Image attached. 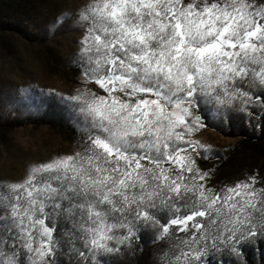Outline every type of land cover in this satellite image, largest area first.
<instances>
[{
  "label": "snow or ice",
  "instance_id": "1",
  "mask_svg": "<svg viewBox=\"0 0 264 264\" xmlns=\"http://www.w3.org/2000/svg\"><path fill=\"white\" fill-rule=\"evenodd\" d=\"M80 19L81 67L104 94L71 97L87 120L80 151L0 185V264H60L61 253L111 264L141 224L160 225L158 240L173 225L186 234L161 264H210L220 245L247 264L244 248L264 238V183L209 187L193 156L208 146L191 136L207 126L202 104L244 111L255 88L264 100V2L86 0Z\"/></svg>",
  "mask_w": 264,
  "mask_h": 264
},
{
  "label": "trees",
  "instance_id": "2",
  "mask_svg": "<svg viewBox=\"0 0 264 264\" xmlns=\"http://www.w3.org/2000/svg\"><path fill=\"white\" fill-rule=\"evenodd\" d=\"M64 4H66L65 0H0V58L9 61L13 58V62L18 55L20 45L39 28L40 18L43 17L41 15L57 17ZM42 54L47 58L50 66L56 67L68 78L83 70L80 59L79 62H74L77 59L59 57L43 47ZM248 90L254 98L244 105L246 109L244 111H241L239 100L234 101L230 106L219 105L214 101L211 104L201 105L204 111L207 107V111L203 112L207 118L204 121L207 127L230 141L226 145L205 151L206 159L193 153L201 169L211 170V179L207 183L209 187L217 190L224 185L246 179L250 175H256L264 183V100L255 99L259 96L260 89ZM33 115V118L27 119L31 120L30 125L51 128L64 141L75 146L77 151L85 146V130L76 126L73 117L57 95L42 96L38 112H34ZM25 125V122L8 119L5 116L0 117V143L3 145L8 136ZM156 215L162 222L168 219L164 213H156ZM57 223L60 230L68 224L63 217L58 218ZM178 228L179 226L175 225L170 227V232H177V235L158 240L155 237L160 225L141 224L137 229L140 239L130 248L125 247L121 253L106 259L111 264H161L162 259H166L162 257V252L171 255L176 251L173 245L178 244L186 236L185 233L178 232ZM76 243L77 247L85 250L81 241L77 240ZM220 249L212 254L210 264H243V260H234L224 245H220ZM244 254L247 264H264V238L246 246ZM58 260L60 264H65L68 256L61 253Z\"/></svg>",
  "mask_w": 264,
  "mask_h": 264
},
{
  "label": "rangeland",
  "instance_id": "3",
  "mask_svg": "<svg viewBox=\"0 0 264 264\" xmlns=\"http://www.w3.org/2000/svg\"><path fill=\"white\" fill-rule=\"evenodd\" d=\"M65 1L57 17L41 15L39 28L20 45L13 62V58L10 61L0 58V117L26 123L8 136L3 145L0 143V185L22 181L29 168L35 164L77 152L75 146L64 141L51 128L29 124L31 120L27 119L33 118L34 112H38L42 96L57 95L76 126L85 130L86 117L78 111L79 102L71 97L88 89L104 94L96 84L87 80L83 70L68 78L56 67L50 66L42 54L43 47L59 57H72L77 59L74 62H79V41L86 27V22L80 19V13L86 0ZM62 13L70 15L64 16L55 33L50 34L48 26L54 24ZM206 111L207 107L203 112ZM191 139L198 140L208 149L230 142L207 126L194 132Z\"/></svg>",
  "mask_w": 264,
  "mask_h": 264
},
{
  "label": "clouds",
  "instance_id": "4",
  "mask_svg": "<svg viewBox=\"0 0 264 264\" xmlns=\"http://www.w3.org/2000/svg\"><path fill=\"white\" fill-rule=\"evenodd\" d=\"M70 15L69 13H62L61 17L57 18V21L54 24L48 26L50 34H54L59 25L63 22V17Z\"/></svg>",
  "mask_w": 264,
  "mask_h": 264
}]
</instances>
